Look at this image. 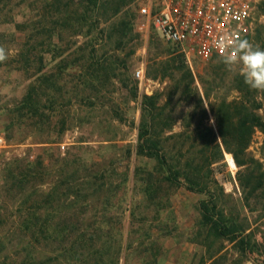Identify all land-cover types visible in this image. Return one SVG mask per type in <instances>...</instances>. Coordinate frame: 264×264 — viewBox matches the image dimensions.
Wrapping results in <instances>:
<instances>
[{
	"label": "rangeland",
	"instance_id": "1",
	"mask_svg": "<svg viewBox=\"0 0 264 264\" xmlns=\"http://www.w3.org/2000/svg\"><path fill=\"white\" fill-rule=\"evenodd\" d=\"M147 1L131 0L87 33L76 30L81 0H0V45L9 50L0 133L13 146L0 170V264H89V249L75 252L82 231L97 248L109 242L102 264H264V131L253 130L249 167L226 151L210 167L202 159L221 144L215 108L255 101L264 122V92L244 97L243 77L218 59L188 63L154 30L138 31ZM248 40L264 48V0ZM140 68L142 84L133 76ZM144 97L154 98L145 116L168 164L200 171L204 194L169 184L164 167L137 155ZM212 196L226 224L254 236V253L208 232L199 206Z\"/></svg>",
	"mask_w": 264,
	"mask_h": 264
},
{
	"label": "trees",
	"instance_id": "2",
	"mask_svg": "<svg viewBox=\"0 0 264 264\" xmlns=\"http://www.w3.org/2000/svg\"><path fill=\"white\" fill-rule=\"evenodd\" d=\"M130 1L131 0H81V2L84 4L81 3V7H79L82 10L81 22L78 26H76V30L82 31L85 25L88 26L87 33H91V31L94 29V23L96 22V19L99 23V19L107 18V15L109 14L115 15L119 13L121 9L124 6H127ZM84 15H88V17H84ZM92 21L94 23L90 24ZM216 59L219 58H215V60ZM242 86L243 87L241 91L243 92L244 97L249 92L252 94V91L258 95V91L252 89L250 91V88L245 83H243ZM237 88L238 86H236V89ZM205 97L209 99L210 96L209 94H206ZM224 103L225 100L220 103V106L215 108L218 137L221 140V144L217 145L215 148V158L211 159L206 152H203L202 159L205 161L206 166L210 167L212 163L222 160L224 154L223 152L226 151L232 154L239 169L249 167L250 164L253 163V160L247 155L246 149L251 139L253 130L254 128H259L264 131V122L262 121V118L256 114V111L261 108V104L254 101L250 105L249 110H247L245 106L241 108L243 101H235L231 102V107L227 105V110H225L223 109ZM142 105L143 117L141 118L139 125L138 146L136 149L137 155L154 159L160 166L164 167V179L169 182V184L181 186L183 181L185 182V187L187 190L197 194H204L205 188H203L200 182V171L194 169L191 170L190 168L186 170L187 167L182 168L180 165H174L171 163L168 164L166 155L160 151L159 142L153 137L155 127L152 122L154 121V118L151 117V119L148 120L145 116L146 114L152 115L154 113V98L144 97ZM211 109L214 112V108L212 106ZM241 109L244 111L242 114L240 113ZM220 145L223 147V149ZM231 146L233 147L232 149L230 148ZM199 207L202 223L208 229V232L216 239H227L228 241L234 243L237 252L242 255L254 253L256 251L257 242L251 233H248L243 237L242 235L244 232L242 230L237 229L234 224L228 225L224 222L225 218L222 216L221 211L217 210L214 196L209 197V199L201 202ZM34 221V214L30 215L27 219V223H32ZM22 229L24 232L28 233V241H32L30 243L38 241V236L40 233L37 234V232L33 230L31 226H23ZM64 236V234H60L58 237L64 238ZM75 240H78L81 243L78 248L74 246L77 255H79V253L84 249H89V254H87V257L94 255L95 260H89V264H102V262L108 261V259L104 260V257H106L110 252L109 250L111 249V246L109 245V242H101V246L97 248L94 246L93 236L91 234H87V232L84 231L78 233ZM25 249L27 250V248ZM117 253L118 252H114L113 255ZM27 255L30 256V253Z\"/></svg>",
	"mask_w": 264,
	"mask_h": 264
},
{
	"label": "built area",
	"instance_id": "3",
	"mask_svg": "<svg viewBox=\"0 0 264 264\" xmlns=\"http://www.w3.org/2000/svg\"><path fill=\"white\" fill-rule=\"evenodd\" d=\"M261 0H148L140 3L135 27L140 32L154 30L162 40L175 46L187 62L197 58L208 62L219 58L215 41L234 32L249 39L257 21ZM142 84V68L133 73ZM150 95L148 89L145 90ZM13 146L0 133V170L12 156ZM63 149V146L61 147Z\"/></svg>",
	"mask_w": 264,
	"mask_h": 264
},
{
	"label": "clouds",
	"instance_id": "4",
	"mask_svg": "<svg viewBox=\"0 0 264 264\" xmlns=\"http://www.w3.org/2000/svg\"><path fill=\"white\" fill-rule=\"evenodd\" d=\"M219 51L218 62L229 72L238 73L252 90L264 92V48L255 45L234 32L225 33L215 41ZM9 57V50L0 45V63Z\"/></svg>",
	"mask_w": 264,
	"mask_h": 264
}]
</instances>
